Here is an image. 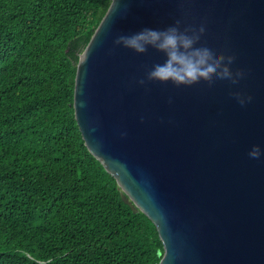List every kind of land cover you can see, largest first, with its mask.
<instances>
[{
	"label": "water",
	"instance_id": "obj_1",
	"mask_svg": "<svg viewBox=\"0 0 264 264\" xmlns=\"http://www.w3.org/2000/svg\"><path fill=\"white\" fill-rule=\"evenodd\" d=\"M202 17L205 37L245 70L238 85L148 80L164 54L115 44ZM234 88L252 100L241 105ZM73 104L88 150L155 224L160 264H264V156H248L264 146V0H112L80 54Z\"/></svg>",
	"mask_w": 264,
	"mask_h": 264
},
{
	"label": "trees",
	"instance_id": "obj_2",
	"mask_svg": "<svg viewBox=\"0 0 264 264\" xmlns=\"http://www.w3.org/2000/svg\"><path fill=\"white\" fill-rule=\"evenodd\" d=\"M112 0H0V264H160L74 111L80 54Z\"/></svg>",
	"mask_w": 264,
	"mask_h": 264
},
{
	"label": "clouds",
	"instance_id": "obj_3",
	"mask_svg": "<svg viewBox=\"0 0 264 264\" xmlns=\"http://www.w3.org/2000/svg\"><path fill=\"white\" fill-rule=\"evenodd\" d=\"M208 26L207 17L189 24L176 19L163 29L144 27L132 34H121L116 37L115 44L136 53H147L152 48L164 54V61L154 64L147 71L148 80L181 85L206 76L212 81L227 80L232 85H238L246 75L245 70L234 69L235 55L221 51L211 39L205 37ZM138 82L143 85L145 80L141 78ZM231 95L241 105L252 100L250 94H245L239 88H234ZM248 156L261 158L264 156V146L254 144Z\"/></svg>",
	"mask_w": 264,
	"mask_h": 264
}]
</instances>
